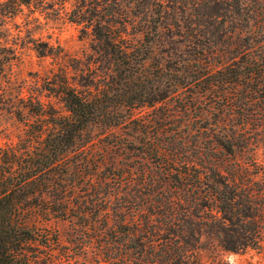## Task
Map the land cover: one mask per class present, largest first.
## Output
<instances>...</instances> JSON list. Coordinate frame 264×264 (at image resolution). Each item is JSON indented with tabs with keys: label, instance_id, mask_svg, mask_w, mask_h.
I'll list each match as a JSON object with an SVG mask.
<instances>
[{
	"label": "rangeland",
	"instance_id": "1",
	"mask_svg": "<svg viewBox=\"0 0 264 264\" xmlns=\"http://www.w3.org/2000/svg\"><path fill=\"white\" fill-rule=\"evenodd\" d=\"M73 9L95 22L113 16L118 20L114 44L130 47L138 60L143 49L150 52L144 54L149 55L144 64L121 67L130 77L126 88L141 97L139 103H123L121 123L91 127L69 154L79 166L75 172L79 205L74 213L87 210L88 216L71 220L36 206L35 220L56 230L61 246L72 248L71 264H108L97 260L95 248L86 251L73 242L75 231L85 223L98 225L83 233L86 239L97 237V244L104 234L100 229L129 220L133 211L140 210L144 216L157 205H171L195 209L196 214L189 216L179 212L177 220L202 227L208 209L217 213L219 201L218 183L209 177L212 165L233 168L237 158L243 164L240 179L264 188V99L259 97L264 92H253L245 106L224 107L229 84H211L206 74L188 83V64L198 65V57L203 65L219 69L252 56L238 54L248 48L263 61L259 56L264 55V0H32L23 4L16 16L0 17V28L18 52L10 71L0 75V96L7 98L0 109V146L16 142L24 132V120L15 113L17 105L32 98L64 109L51 92L63 68L73 81L94 85L103 86L117 77L118 64L107 45L92 25L69 17ZM253 34L254 39L246 42ZM178 80L181 84L173 91ZM254 83L242 80L241 90L231 99L245 101L244 91L261 85ZM162 93L166 98L155 100ZM26 112L35 119L28 108ZM230 135L236 143L232 152L225 147ZM105 211L106 219L101 217ZM198 236L196 264H264V231L259 244L239 251L223 249L218 235L205 227Z\"/></svg>",
	"mask_w": 264,
	"mask_h": 264
},
{
	"label": "trees",
	"instance_id": "2",
	"mask_svg": "<svg viewBox=\"0 0 264 264\" xmlns=\"http://www.w3.org/2000/svg\"><path fill=\"white\" fill-rule=\"evenodd\" d=\"M9 1H0V17H14L22 10L23 4L32 2ZM69 17L74 21L85 22L86 26L92 25L93 31L107 45L105 49L118 64L115 69L117 77L108 79L103 86L94 85L91 81H73L69 71L63 68L53 81L51 92L60 98L64 109L50 101L32 98L30 103L15 107L16 115L24 120L26 127L16 142L0 146V264L72 263V248L61 246L62 238L59 233L35 220L36 206H46L57 215L71 220L76 216H88L87 210L80 209L78 213H74L75 205H79L76 200L78 175L75 173L79 166L71 162L69 154L79 147L81 138L85 133L89 134L91 127H109L121 123L124 114L119 110L120 106L123 103L136 105L141 98L130 93L131 87L126 88L130 77L123 74L121 67L124 65L127 69L138 62L144 64L149 56L144 54L149 53L150 48L143 49L138 60L130 47L114 44V26L118 20L113 16L95 22L73 9ZM254 36L255 34L247 36L246 42L252 41ZM40 52L46 54L41 50ZM241 53L252 56L227 63L219 69L203 65L200 61L202 58L198 57L199 66L195 63L188 64L191 68L188 83L196 82L206 74L211 84H229L225 87L227 93L223 96L226 100L224 107L247 105L253 92H264V55L259 56L263 60L259 62L248 48L238 52ZM17 55L15 43H10L6 31L0 28V75L10 71ZM242 80L256 81L261 85L244 91L247 98L236 103L231 99V94L241 90L238 86ZM179 84L180 80L175 81L173 91L178 90ZM166 96L162 93L155 100H163ZM259 97L264 99V94ZM147 101L153 102L151 99ZM5 102L7 98L0 96V109ZM27 108L29 113L36 116L35 119L28 116ZM230 136L225 147L232 152V144L236 143L233 141L234 135ZM83 142L81 144L84 146L88 140ZM234 162L236 165L229 169L218 164L209 168L213 171L209 175L210 180L218 183L216 188L219 201L217 213L208 209L207 219L203 221L202 227L177 220L179 212L189 216L196 214L195 209L192 211L190 207H185L180 210L171 205H157L144 216L140 210L133 211L129 220L123 219L115 227L106 228L107 230L100 229L104 234L97 244V237L86 239L83 233L88 229H96L98 225L85 223L82 225L84 228L75 231L73 242L86 251L95 248L97 260L108 264H196L198 235L202 233L203 227L216 233L221 247L227 251L255 246L260 243V236L264 231V188H255L251 181H244L242 177L240 179L243 164L237 158ZM213 184L209 185L215 188L216 185ZM106 212L101 214L104 219Z\"/></svg>",
	"mask_w": 264,
	"mask_h": 264
}]
</instances>
